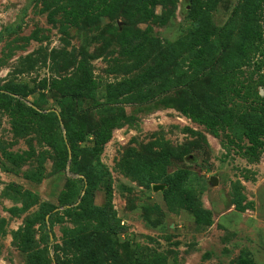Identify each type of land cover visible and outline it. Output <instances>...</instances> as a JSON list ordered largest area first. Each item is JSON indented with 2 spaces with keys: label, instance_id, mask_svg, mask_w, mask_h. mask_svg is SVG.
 I'll list each match as a JSON object with an SVG mask.
<instances>
[{
  "label": "rangeland",
  "instance_id": "rangeland-1",
  "mask_svg": "<svg viewBox=\"0 0 264 264\" xmlns=\"http://www.w3.org/2000/svg\"><path fill=\"white\" fill-rule=\"evenodd\" d=\"M244 1L203 0L210 39L226 24L233 33L209 66L195 68L188 58L162 60L190 30L189 0L142 10L126 3L94 20L84 0H0V90L25 84L31 93L13 96L59 118L41 127L0 107V264H28L19 245L29 220L28 247L53 264L56 255L66 264H264V138L252 155L241 128L250 108L264 109V54H239ZM86 77L95 88L81 107L91 125L111 123L100 160L120 232L96 209L107 202L105 181L84 201L87 178L70 168L68 104L52 86ZM125 81L123 92L107 95ZM213 98L232 109L230 124L212 129L180 109ZM63 143L68 159L58 170ZM78 145H94L93 133ZM48 209L44 225L35 216Z\"/></svg>",
  "mask_w": 264,
  "mask_h": 264
},
{
  "label": "trees",
  "instance_id": "trees-1",
  "mask_svg": "<svg viewBox=\"0 0 264 264\" xmlns=\"http://www.w3.org/2000/svg\"><path fill=\"white\" fill-rule=\"evenodd\" d=\"M158 1L164 0H84V4L87 7L85 16L91 19H97L100 15H107L112 13L117 7L122 4L129 3L136 10L145 9L150 4H155ZM190 7L187 9L186 19L190 21L191 26L188 33L163 51L162 60L182 59L188 58L190 64L195 68L200 66H209L217 53H220L226 46V39L233 33L229 24L219 29L217 38L215 40L210 39L214 33L210 32L206 24L202 23L201 18L203 0H189ZM264 0H245L241 5L242 17L241 26L239 32L241 33V43L239 45V54L243 59H250L251 55L263 53L264 54V34L261 26L262 11L264 9ZM138 36V35H137ZM219 42L218 44H216ZM142 40L140 37H134L130 41V48L136 49L141 47ZM161 60V61H162ZM69 79H64L63 82H56L52 86L56 87L61 94L63 100L59 101L60 105H66V112L62 114L67 132L68 141L72 150L71 169L75 172H83L87 178V187L85 190L84 201L89 196L91 189L101 179L106 185L107 202L101 208H96L100 211L102 221L105 222L107 227H110L115 232H120L122 226L116 223L113 215V206L111 202L112 190L110 186L111 175L108 168L101 162L100 154L103 149V145L110 138V122H104L102 125H91L86 110L81 107L80 98L82 95L90 94L94 90V84L92 80L83 79V81L76 80L74 83H69ZM125 82L110 84L107 88V95L109 97L116 96L117 93L123 92L126 88ZM178 85V84H175ZM83 87V89H82ZM236 88V87H235ZM233 88L235 91L236 89ZM0 90V107L7 111L11 116L18 117V119L28 122H36L43 127L41 120L48 124L50 122L59 123V118L56 112L53 110L48 114H42L36 111L34 108L28 106L19 98L13 96V94L26 97L30 92L27 85L21 83H9L2 87ZM219 94L223 95L224 89L219 87ZM210 101V102H209ZM222 102H216V100L209 99L206 104L197 106L196 104L185 105L180 107L181 110L189 112L195 120L198 122L210 126L212 129H216L219 126L230 124L234 118L232 109ZM264 109L263 107L253 106L249 112H246L241 118V128L244 134L248 137L252 146L249 148L250 153L255 155V151L263 144L264 138ZM48 122V123H47ZM40 127V128H41ZM94 135V145L81 147L78 142L84 140L88 133ZM64 145V156L58 151V170L66 167L68 159V149ZM255 153V154H254ZM81 168V169H80ZM83 181V179H81ZM85 183H83V187ZM70 204V203H67ZM50 209L40 211L35 216V219H41L43 224L46 222V215ZM67 211H71L70 208ZM52 214L50 218H52ZM26 230L22 235V243L19 248L22 252L27 254L28 264H53L48 260L44 254L35 251L33 247H28L30 244L29 227H33L34 220H29L26 223ZM56 264L63 263L59 255H56ZM158 264V263H155Z\"/></svg>",
  "mask_w": 264,
  "mask_h": 264
},
{
  "label": "water",
  "instance_id": "water-1",
  "mask_svg": "<svg viewBox=\"0 0 264 264\" xmlns=\"http://www.w3.org/2000/svg\"><path fill=\"white\" fill-rule=\"evenodd\" d=\"M211 181H212V183H214V184L218 183L216 177H211ZM163 188H164L163 185H154V186H153V189H154L155 191H156V190L163 189Z\"/></svg>",
  "mask_w": 264,
  "mask_h": 264
}]
</instances>
